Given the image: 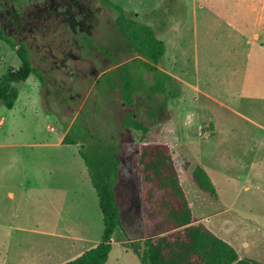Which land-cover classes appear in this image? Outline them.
I'll list each match as a JSON object with an SVG mask.
<instances>
[{
    "label": "rangeland",
    "instance_id": "374dc122",
    "mask_svg": "<svg viewBox=\"0 0 264 264\" xmlns=\"http://www.w3.org/2000/svg\"><path fill=\"white\" fill-rule=\"evenodd\" d=\"M113 1L166 43L159 67L178 91L166 108L163 95L148 92L124 103L111 71L138 53L101 0H0V24L27 45L46 80L44 96L32 74L12 109L0 103V264H62L101 242L81 149L118 165L123 228L108 264H143L127 241L147 228L137 166L144 141L170 146L195 220L264 262V0ZM19 65L0 41V77ZM145 77L151 85L152 74ZM129 111L145 134L124 127ZM67 133L72 143L60 141ZM196 164L218 199L195 182Z\"/></svg>",
    "mask_w": 264,
    "mask_h": 264
},
{
    "label": "trees",
    "instance_id": "16d2710c",
    "mask_svg": "<svg viewBox=\"0 0 264 264\" xmlns=\"http://www.w3.org/2000/svg\"><path fill=\"white\" fill-rule=\"evenodd\" d=\"M101 2L116 11L118 28L138 53L136 58L111 71L116 80L120 79L118 83L124 103L132 105L136 101V94L148 92L163 95L165 100L162 105L166 108L168 97L177 96L174 77L159 67L166 52V43L157 36L150 24L131 16L113 0ZM0 41L14 49L20 59L17 68L9 67L0 77V103L12 109L19 97L20 85L28 83L32 74L40 78V93L44 96L46 80L43 72L34 66L27 45L24 42L17 43L1 24ZM138 67H143L144 74L137 78ZM146 72L152 74L153 81L149 86L142 84ZM123 125L141 130L144 134L149 130L133 111L124 115ZM63 142L72 143L68 133ZM80 154L86 162L98 195L104 231L99 244L62 264H108L113 238L123 228L116 198L118 165L114 162L110 165V158L103 154L86 152L84 149L80 150ZM137 166L141 175L140 194L146 207L144 217L147 228L141 239L127 242L143 264H264L261 260L241 255L233 244L206 223L195 220L182 173L168 143L142 142ZM192 176L202 190L215 199L219 198L217 188L205 167L196 164Z\"/></svg>",
    "mask_w": 264,
    "mask_h": 264
},
{
    "label": "crops",
    "instance_id": "0c3cea01",
    "mask_svg": "<svg viewBox=\"0 0 264 264\" xmlns=\"http://www.w3.org/2000/svg\"><path fill=\"white\" fill-rule=\"evenodd\" d=\"M29 83V82H28ZM27 84V83H26ZM26 84H21L20 85V88L21 86L24 87ZM2 121V120H0ZM63 138H64V135L62 134L61 137H60V141L63 142ZM64 143V142H63ZM4 145H8V144H4ZM9 195L13 196V192H9Z\"/></svg>",
    "mask_w": 264,
    "mask_h": 264
}]
</instances>
